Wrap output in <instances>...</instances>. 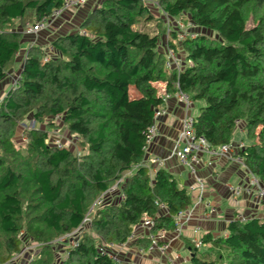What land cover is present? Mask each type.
Here are the masks:
<instances>
[{"label": "trees", "instance_id": "16d2710c", "mask_svg": "<svg viewBox=\"0 0 264 264\" xmlns=\"http://www.w3.org/2000/svg\"><path fill=\"white\" fill-rule=\"evenodd\" d=\"M158 1L172 22L188 15L191 25L216 35L169 32L167 45L181 56V71L166 69L160 33L144 30L142 20L155 19L144 0H102L78 30L52 42L55 56L48 59L42 46H29L17 84L0 101V264L22 251L23 240L41 245L31 264H53L54 238L78 228L93 202L131 170L121 184L125 198L107 199L90 214L78 246L59 244L68 251L64 264H117L100 248L126 242L144 217L154 220L152 232H172L173 216L192 205L191 194L165 168L134 167L146 159L156 108L165 107V94L177 88L194 106L201 103L196 133L212 146L235 140L243 126L249 142L240 154L264 184V0ZM63 2L0 0V82L30 35L27 23ZM28 116L36 128L24 129L27 142L20 148L14 135ZM57 116L87 146L85 154L57 148L47 127L37 126L47 119L54 126ZM226 231L203 236L217 260L199 257L200 247L190 242L192 264H264V216L233 218ZM131 243L148 249L151 241L145 235Z\"/></svg>", "mask_w": 264, "mask_h": 264}, {"label": "crops", "instance_id": "0c3cea01", "mask_svg": "<svg viewBox=\"0 0 264 264\" xmlns=\"http://www.w3.org/2000/svg\"><path fill=\"white\" fill-rule=\"evenodd\" d=\"M93 1L90 0L85 6L78 10H67L59 19L46 25L37 34L24 36L22 39V49L18 55L14 69L23 65L25 54L32 44L42 46L50 52L54 49L52 42L59 36H63L78 30L80 23L84 19L82 11L91 7ZM92 2V3H91ZM94 5V4H93ZM88 13V12H87ZM87 15V14H86ZM55 53V52H54ZM57 54V53H56ZM7 80L0 84V99L6 94L8 85ZM199 103V102H198ZM197 104V103H196ZM194 106L192 113L195 115ZM165 108L166 113L159 118V135L146 151V158H158L162 164L156 165L157 168H165L174 175L179 186L188 189L190 185L196 183L197 178H202L205 182L202 200H198L199 192L190 193L193 199V216L191 220L184 225L182 234L178 237L172 232H168V238L171 241V252L176 254L175 250H180L184 246L182 238L192 239L193 237H203L211 233L214 237L226 234L227 225L230 220L243 213L247 216H264V202H258L255 198L249 196L236 197L229 191L228 186L243 182L247 178V171L238 163L229 160L223 156H214L206 154L198 163H195L193 169L181 165L173 155L175 140L179 133L181 120L185 114V109L177 98L168 99ZM235 141L242 140L243 130H237ZM194 170V171H193ZM154 173L153 170L150 171ZM113 200H118L116 194L112 196ZM216 211H211V207ZM199 228L200 233L195 229ZM138 236H145L146 229L136 230ZM178 264H188L190 257H182L176 254ZM120 258L125 264H168L166 256L158 250L140 255L136 246L132 243L125 250L119 251Z\"/></svg>", "mask_w": 264, "mask_h": 264}, {"label": "built area", "instance_id": "2783aa9c", "mask_svg": "<svg viewBox=\"0 0 264 264\" xmlns=\"http://www.w3.org/2000/svg\"><path fill=\"white\" fill-rule=\"evenodd\" d=\"M148 2L147 0H144ZM90 0H64L63 4L58 7L54 8L52 12L48 15L43 16L40 20H37L33 23H27L24 32L26 34H37L46 25L52 23L54 20L59 19L61 15L67 10H78L81 7L85 6ZM177 26H183V24H179L177 22ZM192 36H195L191 33ZM185 37L184 35H180V38ZM166 61L165 67L169 71L177 70L181 71L184 67L181 56L174 52V50L168 48L165 53ZM19 78V77H18ZM17 78V80H18ZM165 89V85L162 86ZM175 97L183 105L185 109V114L181 120V126L179 129V133L175 140L174 148H173V155L178 160V162L185 166L190 167L193 169L195 163H198L201 158L206 155H214V156H223L228 158L229 160H233L234 162L241 165L248 173L247 178L243 180V182L229 185L228 189L233 194V196L240 197V196H249L255 198L258 202H264V184L261 180L250 170L244 163V157L240 154L246 147V144L243 141H235L232 140L229 143L222 144L220 146H212V144L207 140L206 137L203 135H198L195 129V119L192 113L194 108V102L192 101L189 94L183 92L179 88L176 89L174 93L168 94L166 93L164 96V100L167 103L168 99ZM1 101V99H0ZM167 108H156L154 112V119L153 123L147 129L146 135V146L145 151L148 150V147L154 142L155 138L159 135V125L158 120L159 118L166 113ZM60 118V116H57ZM22 126L24 129H34L36 128V121L30 120L29 123H23ZM22 141L27 142V137L22 135ZM52 143L57 148H65V144L63 140H61L57 135L53 138ZM162 164V161L158 158H146L140 164L134 167L137 168L140 166H146L153 172L156 171V165ZM131 170L130 172H133ZM194 171V170H193ZM123 183L122 178L115 182V184L110 187L106 192L102 193L91 205L89 208L88 213L86 214L85 218L83 219L81 225L73 230L70 233L65 234L59 240H57L56 244H67L68 248H75L78 246L80 237L82 235L83 229H85V225L90 222V214L95 211L96 208L105 204L106 200L109 199L112 201V196L115 194L119 196V199L122 200L125 198V195L121 191V184ZM120 188V189H119ZM205 188V182L202 178H197L196 183L190 185L188 187L189 193H195L196 191L199 192L198 200H202L203 191ZM160 208L167 213L168 208L164 204H160ZM193 207L190 206L184 210L179 211L176 213L173 218L176 223V228L172 231L176 237L182 234V230L185 224H187L192 216H193ZM211 211H216V208L213 206L211 207ZM249 216L244 215L243 213L236 216V218L240 220H246ZM154 225V220L149 217H144L141 222L135 227L133 233L129 237L126 242L123 243H113L109 242L105 246L100 248L103 254H108L110 258L113 259L114 262L117 264H125V262L120 258L119 251L125 250L131 242L135 239L141 237L137 235L136 230L138 229H146L147 233L146 236L150 239L151 244L148 249H145L141 246H137V251L140 255H145L146 253L152 252L154 250H158L161 254L166 256V260L168 264H178L177 262V255L171 252V241L168 238V232L164 229L159 230L158 232H152L151 227ZM199 228L195 229V232L198 234ZM192 242L197 246H203V237H193ZM55 244V243H53ZM65 253V252H64ZM64 259L62 260L61 264H64V260L68 256V251L64 254Z\"/></svg>", "mask_w": 264, "mask_h": 264}, {"label": "rangeland", "instance_id": "374dc122", "mask_svg": "<svg viewBox=\"0 0 264 264\" xmlns=\"http://www.w3.org/2000/svg\"><path fill=\"white\" fill-rule=\"evenodd\" d=\"M101 1L102 0L93 1L94 5L92 4L91 7H88L87 9L82 11L83 16H86L87 12L91 11L93 9V7L96 6L97 4L101 3ZM147 1L148 2H146V4L151 9L152 14H153L155 19L153 21H150V22H146V21L142 20L141 24L144 25L143 26L144 30L148 31L151 34H152V32H159L160 33L161 38H160V42H159V50H164L166 53V50L169 48L167 45L168 38H169L168 34L171 30H175V28L178 30L177 33L179 34V36L180 35L186 36V35L191 34V33L194 35L196 33H202V34L206 33L209 36H215L216 37L215 33L211 32L209 30L191 25V23H189V21L187 20L188 15H183L182 18H180V19L177 18L176 21L172 22L171 19L169 17H167L164 14V12L162 11V9L160 8L158 0H147ZM177 22L179 24L182 23L183 26H177ZM254 23H255V21L253 18L248 19V25L249 26H252ZM138 28H141V27L138 26ZM164 29H166V30H164ZM27 36H31V35H27ZM44 50H45L44 52L46 55L45 56L46 59H48L50 57V55L55 56L54 54H52L53 51H51V54H50L49 51H47L46 49H44ZM180 53L185 58L184 52L180 51ZM14 67H15V65L13 66L12 70H10L7 73V76L3 79V81L7 80V82L10 83V85H8V87H7L8 90L12 86H15L18 82L17 78L19 77L21 68L19 66H17L14 69ZM1 83H2V81L0 82V84ZM157 85L159 86L158 88H162V86L164 84L158 83ZM199 104H201V103H199ZM197 111H198V107H197V109L195 108L194 113H197ZM32 118H33L32 116H28V118L25 119L23 121V123H25V124L29 123L30 120H32ZM48 120L49 119H47L44 123L38 124L37 126L39 128H40V126L47 127L48 134H49V142H52L53 138H55V136L57 135L61 140H63V142L65 144V148H69L75 155L82 156L83 154H85L88 151L87 146L84 145L85 147H83L82 140L79 139L76 135L69 132L67 125L64 124L62 119L57 118V117L55 119H53L54 126H51V127L47 126V124L49 123ZM21 123L17 126L16 132L14 135V142L18 147L24 148L26 146V142H23L21 139L22 135H24V127L22 126L23 123L22 124ZM238 129L243 130V126H238L237 130ZM235 134H237V133L235 132ZM243 137L246 139L245 143H248L249 138L246 136L245 133H243ZM132 173L133 172H130V171L124 172L120 178H122V180L124 182L126 180V178L128 176H130ZM85 226L88 227L89 224H86ZM59 238H61V237H58L56 239L54 238L53 242H51V243H55V244H53L54 248L52 247L50 249L51 250L50 256L53 260V264H61V262L65 256L64 254L66 253V248L63 245L56 244V242H57V240H59ZM181 241L184 242L183 248H181L180 250H175L174 252L176 254H180L182 257H185V258L190 257L191 252H190L188 247L190 246V242H192V239L189 240L186 238H182ZM40 246L41 245L38 242L30 243L27 240L26 241L23 240L22 251L19 254H17L16 256H14L7 264H31V262L34 259L40 258L38 256L39 252L41 251ZM198 256L207 260V261L217 260L218 259V251L214 254V252L212 250H210V243L209 244L204 243V245L199 248ZM225 262L226 261H223L221 263L220 261H218V263H216V264H224ZM187 263L192 264L191 260H189ZM34 264H41V263L38 262V263H34Z\"/></svg>", "mask_w": 264, "mask_h": 264}, {"label": "clouds", "instance_id": "9594fccd", "mask_svg": "<svg viewBox=\"0 0 264 264\" xmlns=\"http://www.w3.org/2000/svg\"><path fill=\"white\" fill-rule=\"evenodd\" d=\"M191 35V34H190ZM244 131V130H243ZM240 141V140H239ZM241 141H243V140H241ZM244 143H245V141H243ZM246 144V143H245Z\"/></svg>", "mask_w": 264, "mask_h": 264}]
</instances>
